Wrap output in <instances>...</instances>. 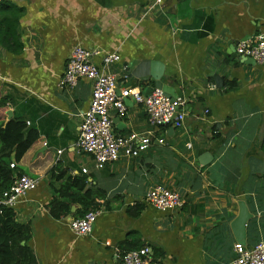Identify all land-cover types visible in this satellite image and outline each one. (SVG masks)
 <instances>
[{"label":"crops","instance_id":"0c3cea01","mask_svg":"<svg viewBox=\"0 0 264 264\" xmlns=\"http://www.w3.org/2000/svg\"><path fill=\"white\" fill-rule=\"evenodd\" d=\"M257 32L264 0H0V127L16 118L35 133L22 157L12 152L8 161L14 175L38 179L13 210L30 225L39 264H120L139 246L157 264H229L235 242H264V62L236 52ZM76 45L117 52L109 70L119 87L152 84L129 69L143 59L162 63V82L184 101L183 125L151 124L128 97L113 132L152 142L97 167L72 146L92 88L87 78L62 83ZM154 183L176 190L183 206L162 211L144 201ZM86 189L101 212L90 232L76 234L78 200L61 218L47 205Z\"/></svg>","mask_w":264,"mask_h":264},{"label":"built area","instance_id":"2783aa9c","mask_svg":"<svg viewBox=\"0 0 264 264\" xmlns=\"http://www.w3.org/2000/svg\"><path fill=\"white\" fill-rule=\"evenodd\" d=\"M239 55L252 57L255 62H264V32H257L252 38L241 41L236 46ZM100 57V62L93 58ZM115 51H103L98 47L74 46L65 63L62 83L68 87L77 84L80 78L92 83L91 97L87 108L81 114L78 134L73 148L79 153L90 154L97 167L114 161L120 154L138 156L152 142L150 135L131 131L124 135L113 132L112 116L122 117L126 113L125 100L131 97L143 106L149 122L153 125H183L185 112L179 106L184 102L181 97L171 99L161 88L152 87L148 95L142 93L139 85L119 87L120 79L109 67L119 61ZM264 148V138H263ZM61 150H57L59 153ZM16 162L9 164L14 168ZM86 171L85 169H82ZM38 179L25 173L14 176L8 188L0 192V212L2 208H14L18 200L27 191L34 189ZM144 201L158 210H178L184 204L183 197L174 189L162 183L152 184L145 192ZM100 208L88 210L83 216L70 221V229L76 234L91 231ZM234 256L229 264H264V242L252 245L242 242L233 244ZM120 264H157L148 254V248H134L120 255Z\"/></svg>","mask_w":264,"mask_h":264},{"label":"trees","instance_id":"16d2710c","mask_svg":"<svg viewBox=\"0 0 264 264\" xmlns=\"http://www.w3.org/2000/svg\"><path fill=\"white\" fill-rule=\"evenodd\" d=\"M230 84L231 82L228 83ZM34 140L33 130H27L24 122L16 118L10 119L4 127H0V192L8 188L14 176L17 175H14V171L9 166L10 153L14 152L15 159L19 160ZM93 196L89 189L83 192L78 190L71 195L70 199L65 198L61 192L60 195L51 198L47 210L53 218H61L70 212L69 203L78 200L81 206L74 211L73 218L81 217L88 210L99 208ZM30 235L29 223L18 222L13 208H2L0 212V264H39L28 242ZM141 247L143 246L138 248Z\"/></svg>","mask_w":264,"mask_h":264},{"label":"water","instance_id":"95a60500","mask_svg":"<svg viewBox=\"0 0 264 264\" xmlns=\"http://www.w3.org/2000/svg\"><path fill=\"white\" fill-rule=\"evenodd\" d=\"M249 58L255 61L252 57ZM162 68L163 66L160 62L143 59L129 69L128 75L135 77L138 81L142 83L146 81L148 82L150 77H152V84L145 86L142 89V93L144 95H148L151 92L152 87H158L161 88L167 96H169L171 99H174L177 97L176 92H174L171 86L163 83L161 80ZM242 222L243 216L239 217L233 224L237 228H241Z\"/></svg>","mask_w":264,"mask_h":264}]
</instances>
